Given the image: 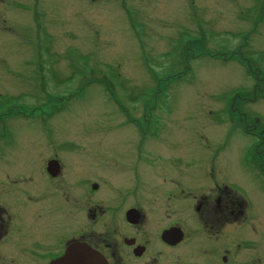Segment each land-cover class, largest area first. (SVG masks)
Returning <instances> with one entry per match:
<instances>
[{
	"label": "flooded vegetation",
	"instance_id": "1",
	"mask_svg": "<svg viewBox=\"0 0 264 264\" xmlns=\"http://www.w3.org/2000/svg\"><path fill=\"white\" fill-rule=\"evenodd\" d=\"M254 7L264 22V0ZM242 64L246 82L230 108L243 137L242 182L213 157L187 162L150 114L96 128L81 118L75 128L29 131L23 143L4 125L19 117L2 114L0 264H264V44ZM37 113L21 118L62 114Z\"/></svg>",
	"mask_w": 264,
	"mask_h": 264
},
{
	"label": "rangeland",
	"instance_id": "2",
	"mask_svg": "<svg viewBox=\"0 0 264 264\" xmlns=\"http://www.w3.org/2000/svg\"><path fill=\"white\" fill-rule=\"evenodd\" d=\"M256 2L0 0V116L20 119L4 125L23 143L29 131L75 128L81 118L96 128L150 114L187 162L213 157L242 182L243 137L230 108L246 82L242 56L264 44ZM40 110L62 114L21 118Z\"/></svg>",
	"mask_w": 264,
	"mask_h": 264
},
{
	"label": "water",
	"instance_id": "3",
	"mask_svg": "<svg viewBox=\"0 0 264 264\" xmlns=\"http://www.w3.org/2000/svg\"><path fill=\"white\" fill-rule=\"evenodd\" d=\"M90 259H92V255H90ZM90 263L92 264L93 262L91 261Z\"/></svg>",
	"mask_w": 264,
	"mask_h": 264
}]
</instances>
